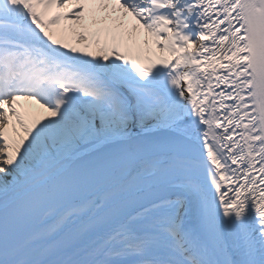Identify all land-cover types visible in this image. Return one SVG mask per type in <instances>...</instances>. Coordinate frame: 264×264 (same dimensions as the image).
<instances>
[{
	"label": "snow or ice",
	"instance_id": "obj_1",
	"mask_svg": "<svg viewBox=\"0 0 264 264\" xmlns=\"http://www.w3.org/2000/svg\"><path fill=\"white\" fill-rule=\"evenodd\" d=\"M0 264H264V0H0Z\"/></svg>",
	"mask_w": 264,
	"mask_h": 264
}]
</instances>
